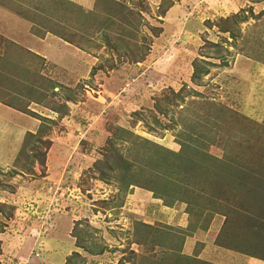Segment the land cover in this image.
Listing matches in <instances>:
<instances>
[{"label":"rangeland","instance_id":"374dc122","mask_svg":"<svg viewBox=\"0 0 264 264\" xmlns=\"http://www.w3.org/2000/svg\"><path fill=\"white\" fill-rule=\"evenodd\" d=\"M29 2L51 53L0 52V99L33 131L4 155L0 122V264H160L181 230L129 217L135 189L190 213L217 194L239 229L237 195L264 197V0Z\"/></svg>","mask_w":264,"mask_h":264},{"label":"crops","instance_id":"0c3cea01","mask_svg":"<svg viewBox=\"0 0 264 264\" xmlns=\"http://www.w3.org/2000/svg\"><path fill=\"white\" fill-rule=\"evenodd\" d=\"M29 1L31 0H0V52L5 53L9 49L21 52L29 50L43 57L46 53H51L50 49L47 47V40H49L47 39L48 33L43 31V34L39 35L29 30L31 29V22L24 14V6L30 3ZM64 1H68V3L83 11L92 10L95 3V0ZM147 1L149 3L153 2V0ZM183 7L184 5H180L179 7L178 4H173L167 9L171 21L177 24V26L181 18L187 19L192 17L191 14H189V16L185 15L186 11ZM18 10L22 11L20 12ZM189 21L190 20L187 19L182 23L187 26ZM1 57L0 55V59H2ZM253 62L255 63L256 61H246V64L252 67L254 66ZM254 73L253 71V73H248L246 75V78H249L248 83L252 80L260 81L261 78L259 79ZM258 82H253V84H257ZM1 92H3V90L0 85V93ZM13 107L0 99V122L10 124L13 130V135L8 138L6 137L7 140H4V144H6L2 149L4 155L6 152L5 149L7 147L10 149L13 146L16 136L23 134V131L33 132L32 124H29L31 121L28 119L30 116L23 113V110H17ZM16 115L20 117L24 115L23 122H21ZM138 197H144V199L141 204H133L136 209H131L132 212L129 214V217L133 216L132 218L137 221L139 220L144 225L152 226L154 223L164 222L166 227L178 228V230H181L179 233L180 237L169 235L167 236L168 238H165V235H163L165 238L164 241L168 243V249L165 253H162L165 259L157 261L160 264H264V240L260 245L250 247V249L256 251L254 254L244 253L242 250L234 249L232 244H238L239 242L236 240L237 236L234 239L231 235L234 232V226L226 222L223 213L214 209L216 205L214 207H207L208 209L203 208L202 210L190 213L189 207L187 208L188 210L186 209L188 203L185 201L176 200L171 204H166L162 199L160 201L159 199L155 200L147 191L143 192L135 189L131 198L137 199ZM141 210L146 211L141 212ZM161 212L166 214L162 216L163 219L160 216L163 215ZM168 218H170V220ZM167 219L169 221H162ZM153 237H155V235H153ZM226 241L232 242L230 245L225 246L223 242ZM157 251L158 249H154L153 251L155 256ZM14 254L24 255L19 251L12 253L13 257ZM176 257L177 259L172 261ZM152 262V264H156L155 261Z\"/></svg>","mask_w":264,"mask_h":264},{"label":"trees","instance_id":"16d2710c","mask_svg":"<svg viewBox=\"0 0 264 264\" xmlns=\"http://www.w3.org/2000/svg\"><path fill=\"white\" fill-rule=\"evenodd\" d=\"M194 69L196 71L197 68L195 67ZM196 190H197V193H199V195H201L200 193L203 192V190L198 189V188ZM216 195L214 194L212 196V194H210L209 195L210 197H209V199H207L205 206H208V208H209V207H214L215 205H217ZM238 196L243 197V195H237V198L240 200L237 203H239L240 204L239 207L243 209V211H241L240 214H246L247 216H245V220H244L243 225L238 226L239 229L236 227V225L234 226V228H233L234 232L231 235L235 239V237L238 235V233H240L241 235H243L246 238V240L239 241L238 244L237 243L232 244V247L234 249L236 248L240 251L242 250L244 253L246 252L249 254H252V253L254 254V252H256V251L250 249V247L251 246L255 247L257 245H260V243L264 240V234H263V232H264V206L263 205L264 204L259 205L260 201L264 200V197L261 198L260 194L259 195L255 194V195L251 196V198L253 197V199H250L251 203H249L250 200L249 201L246 200V204H244L243 201H241L243 199L238 197ZM185 200L187 201L186 198H185ZM162 201L164 202L163 198H162ZM174 201L164 202V203L171 204ZM182 201H184V200H182ZM194 204H196V203H194ZM256 204H258V206ZM208 208H206V209H208ZM233 209L231 208V210L228 209L227 212H223L226 222H228V217L232 216L231 213L235 212V211H233ZM232 222H230V223L232 224ZM158 232L160 233L159 236L161 237V235H163V234H161V231H156L155 234ZM166 238H168V237H166ZM231 242L232 241H226V242H223V244L225 246H227V245H230Z\"/></svg>","mask_w":264,"mask_h":264}]
</instances>
